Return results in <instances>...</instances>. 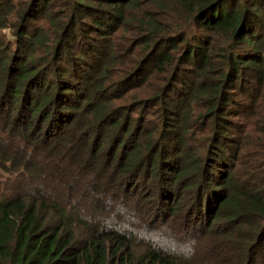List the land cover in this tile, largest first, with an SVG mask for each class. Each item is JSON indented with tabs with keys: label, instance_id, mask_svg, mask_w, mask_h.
I'll list each match as a JSON object with an SVG mask.
<instances>
[{
	"label": "trees",
	"instance_id": "1",
	"mask_svg": "<svg viewBox=\"0 0 264 264\" xmlns=\"http://www.w3.org/2000/svg\"><path fill=\"white\" fill-rule=\"evenodd\" d=\"M251 136L264 0H0V264H264Z\"/></svg>",
	"mask_w": 264,
	"mask_h": 264
},
{
	"label": "rangeland",
	"instance_id": "2",
	"mask_svg": "<svg viewBox=\"0 0 264 264\" xmlns=\"http://www.w3.org/2000/svg\"><path fill=\"white\" fill-rule=\"evenodd\" d=\"M255 182L264 183V142L257 136H251V186Z\"/></svg>",
	"mask_w": 264,
	"mask_h": 264
}]
</instances>
